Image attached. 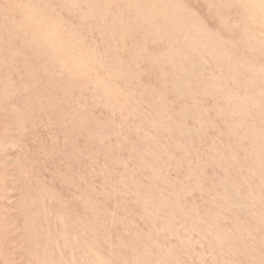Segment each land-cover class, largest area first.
<instances>
[{"label":"rangeland","instance_id":"rangeland-1","mask_svg":"<svg viewBox=\"0 0 264 264\" xmlns=\"http://www.w3.org/2000/svg\"><path fill=\"white\" fill-rule=\"evenodd\" d=\"M0 264H264V0H0Z\"/></svg>","mask_w":264,"mask_h":264}]
</instances>
